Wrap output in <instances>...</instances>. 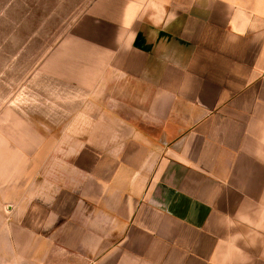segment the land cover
<instances>
[{"label":"crops","instance_id":"0c3cea01","mask_svg":"<svg viewBox=\"0 0 264 264\" xmlns=\"http://www.w3.org/2000/svg\"><path fill=\"white\" fill-rule=\"evenodd\" d=\"M64 2L0 64V264H264V0Z\"/></svg>","mask_w":264,"mask_h":264},{"label":"rangeland","instance_id":"374dc122","mask_svg":"<svg viewBox=\"0 0 264 264\" xmlns=\"http://www.w3.org/2000/svg\"><path fill=\"white\" fill-rule=\"evenodd\" d=\"M87 0H85L86 2ZM83 0H65L64 8H72L73 11H77V9L85 3ZM81 3V4H80ZM63 4V0H26L24 2L23 7V20L24 22L20 27H17V31L14 28V23H10L7 25L2 24L0 26V30H5L7 33V38H1L2 32H0V64L4 62H14V53L20 49H24L23 54V67L26 66V63L31 61V55L28 58V54L26 52H30L32 50H39L45 52L48 47L51 46L52 43L57 42V39L51 38L55 31L54 27V18H58L52 14L53 11H56L57 7H61ZM38 9V11H37ZM61 13L59 14V17ZM56 22V21H55ZM39 35L38 37L32 38V34ZM56 34V33H55ZM18 35V38L14 36ZM44 55V54H43ZM40 52V58L43 56ZM28 59V62H27ZM7 77H13L14 71L6 72ZM1 79H4V72L0 71ZM22 78L24 80L27 77H30L29 71L23 69ZM22 95H30L29 88H23L22 92H18ZM26 96H23V103L26 102ZM12 210V208H11Z\"/></svg>","mask_w":264,"mask_h":264}]
</instances>
